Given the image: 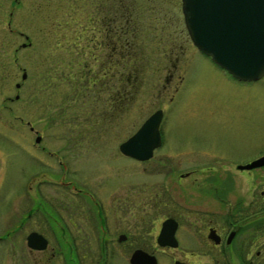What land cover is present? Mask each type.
Returning a JSON list of instances; mask_svg holds the SVG:
<instances>
[{"label": "rangeland", "instance_id": "374dc122", "mask_svg": "<svg viewBox=\"0 0 264 264\" xmlns=\"http://www.w3.org/2000/svg\"><path fill=\"white\" fill-rule=\"evenodd\" d=\"M166 1H133L139 25L138 56L143 58L141 86H132L134 76H127L131 86L125 105L115 102L110 107L106 100L113 94H108L106 85L116 83V78L111 77L109 84L105 80L106 84L93 85L91 74L97 71V63L82 50L87 43L85 34L92 27L91 0H0V133L12 135L14 140L13 166L2 180V189L9 182L13 191L9 220L13 232L0 240V264H32L37 258L28 256L25 238L29 230L27 225L20 226L24 188L30 176L44 172V195L64 197L47 179L48 173L58 171V160L33 150L36 135L41 137L40 145L56 152L66 170L92 174L93 183L103 188L116 186L113 193L105 195L110 212H117L119 221L126 224L134 222V215L142 216L137 217L140 226L136 232L147 250L155 251L150 246L154 245V225L158 227L167 216L178 220L175 235L183 248L195 244L191 233L202 227L201 218H214L222 227L235 203L239 202L240 209L259 195L264 180L261 172L233 169L231 177L221 171L180 178L204 155L206 164L231 169L227 162L245 161L264 152V76L240 82L208 57L193 55L181 0ZM163 17H168V27L162 23ZM169 36L183 46L185 54L177 65L178 71L187 72L171 104L165 92L158 94L159 72L155 77L152 72L163 64L160 56L164 48L155 40ZM138 56H128L127 63L136 65ZM23 72L25 80L20 78ZM16 84H20L18 89ZM158 107L165 109L161 147L143 163L122 156L118 144ZM28 152L35 157L30 158ZM170 163L177 166L175 172L168 173ZM4 226L0 219V237L5 236ZM125 228L128 230L121 229ZM154 253L158 264L171 263L169 253ZM48 260L47 264L61 261L58 256Z\"/></svg>", "mask_w": 264, "mask_h": 264}, {"label": "flooded vegetation", "instance_id": "af4514ba", "mask_svg": "<svg viewBox=\"0 0 264 264\" xmlns=\"http://www.w3.org/2000/svg\"><path fill=\"white\" fill-rule=\"evenodd\" d=\"M133 1L135 0H91L90 3L91 8H93V16H91L90 20L92 27L85 34L87 43L83 46L82 50L85 48L86 55L94 63H97V71L94 72L92 70L91 74V83L93 85L99 84V82L106 84V81L109 84L111 77L116 78V83L110 87L106 85L108 94L110 92L113 94L109 100H106L107 105L110 107H113L112 103L115 102H122L125 105L126 100L124 99L127 97V88L131 86L127 76L128 78L134 76V84L132 86H137V88L141 86L140 71L143 68V62H141L143 58L140 57V54L138 56L140 49L137 48L136 42L140 39L137 32L139 25L138 23L136 24L134 14L136 11ZM168 2L169 0L166 1V3ZM167 19L168 17H163V20H161L166 27L169 25V20ZM187 41L194 48L195 52L193 55L196 53L198 56H206L193 45L190 38ZM155 42L164 48V53L160 56V61L163 64H159L152 71L154 72V77L159 72L156 75V82L159 84L157 92L160 96L162 92H165L167 94L165 97H168V102L171 104L185 83L187 72L185 70L178 71L177 65V62L180 61V56L185 53L182 50L183 46L181 43L174 42L171 36L168 39L161 37V40H155ZM171 47L176 51H173ZM130 55L138 56L137 60H135L136 65L133 64L132 66L130 65L131 63H127V58ZM171 56L173 57L170 58ZM191 59L192 57L185 64L189 65ZM165 61H168L167 65H165ZM224 72L226 71L224 70ZM25 79L24 77L22 80ZM156 111H160L162 114L159 124L161 143L158 148H160L163 144L162 121L165 116V109H160V107L154 109L142 122ZM29 129L30 131L32 130L31 127ZM37 136L39 135H36L35 138ZM39 138L41 139L40 136ZM40 141L35 142L34 139L35 145H33V150L48 154L51 158L53 157L58 160V171L53 174L48 173L47 179L48 182L54 184L55 192L59 194L63 193L64 197L52 199L44 195L42 185L43 182L45 183V180L43 178L47 176L44 172L33 174L26 183L20 226H24L25 228V225H27L26 227L29 231L26 234V238L30 233L34 232L43 236L44 240H47V248L37 251L29 248L26 241L28 256L35 255L37 257H34L32 264H47L48 262L50 263L48 259H56L57 256L61 259L58 264H126V260L127 264H130V255L138 250L153 255L156 261L158 259L154 252L169 253L171 262L169 264H174L176 261L185 264H264V180L260 182L262 189L259 191V195L249 201L246 205L247 207L242 205L243 202H240V205H242L240 209L243 211H240L238 207L239 202L229 209L226 224L222 227L217 225L214 218H201L202 227L194 231L192 230L193 232L191 233V240L195 244L184 245L183 248H179V244L176 247L157 245L158 233L164 220L166 221L168 218L175 219L178 229V220L173 216H167L158 223V227L156 224L154 225L151 234L154 245L150 246L155 251L147 250L142 245L145 242L142 241L140 233L136 232L140 226L138 225V220L140 219L137 217L142 218V216L133 214L134 218L132 220L135 219L134 222L126 224L124 221H119L117 212H110L111 209L108 206L105 195L108 196L110 193H113L116 186L113 188L112 186H105L103 188L98 183H93L92 179L94 178L92 174H79L75 168H70L69 171L66 170L64 162L60 157L58 158L56 152L51 153V151L46 150L44 144H39ZM158 148L154 149L153 152ZM13 149L14 140L12 135L0 133V219L5 221L4 228L6 227L7 229L4 234L5 236L0 237V240L9 237L13 232V221H9L12 219L13 214L12 187L9 186L8 182L6 189H2L4 174L13 166ZM189 154L193 157L196 156L193 153ZM28 155L30 158L35 157L29 152ZM262 156H264V152L245 161L227 162L231 168L229 169L228 165L217 168L210 163L208 164V162L206 164V156L204 155V157L201 156L197 160L198 164L194 167L191 166L185 171V175L180 174V178L188 177L192 173L195 174V172L205 174V172L215 173L221 171L229 174L231 177L230 173L233 169L245 173L252 171L264 173V166L246 170L238 169L239 166H245ZM176 168L177 166H173L170 163L168 173L175 172ZM121 188L124 187L121 186ZM124 227H127L128 230L126 228V231L121 229ZM130 227L132 230L129 229ZM155 229L156 234L154 232ZM210 230L215 231L219 238V243H215L214 240L208 238ZM230 233H233V236L228 242ZM175 237L177 240L176 235ZM177 242H179V239ZM47 254H49V257H46ZM126 255L128 259L125 258Z\"/></svg>", "mask_w": 264, "mask_h": 264}, {"label": "water", "instance_id": "95a60500", "mask_svg": "<svg viewBox=\"0 0 264 264\" xmlns=\"http://www.w3.org/2000/svg\"><path fill=\"white\" fill-rule=\"evenodd\" d=\"M181 10L185 30L192 43L220 69L230 74V77L240 82H251L264 76V0H181ZM24 77L25 72L20 78ZM15 86L18 88L20 84ZM16 98L17 95L14 99ZM161 119V112L156 111L142 122L132 136L119 144L121 155L142 162L150 159L154 149L161 143ZM34 139L35 142L41 140L39 136ZM258 166H264V156L245 166H239L238 169L246 170ZM161 224L157 245L178 246L175 219L168 218ZM232 236L233 233H230L228 242ZM208 238L219 243L214 230H210ZM25 241L29 248L36 251L47 248V240L34 232L30 233ZM129 262L157 264L153 255L142 250L134 251ZM174 264L185 263L176 261Z\"/></svg>", "mask_w": 264, "mask_h": 264}]
</instances>
